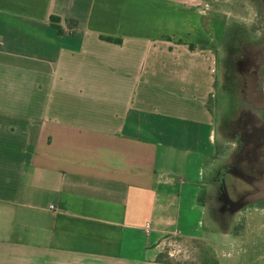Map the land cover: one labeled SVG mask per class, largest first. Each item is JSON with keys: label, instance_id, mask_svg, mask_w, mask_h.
Masks as SVG:
<instances>
[{"label": "crops", "instance_id": "crops-1", "mask_svg": "<svg viewBox=\"0 0 264 264\" xmlns=\"http://www.w3.org/2000/svg\"><path fill=\"white\" fill-rule=\"evenodd\" d=\"M205 12L0 0V264H178L165 241L193 237L182 202L215 154Z\"/></svg>", "mask_w": 264, "mask_h": 264}, {"label": "rangeland", "instance_id": "rangeland-1", "mask_svg": "<svg viewBox=\"0 0 264 264\" xmlns=\"http://www.w3.org/2000/svg\"><path fill=\"white\" fill-rule=\"evenodd\" d=\"M198 1L213 37L215 154L196 201L182 202L193 237L166 239L162 259L264 264V0Z\"/></svg>", "mask_w": 264, "mask_h": 264}, {"label": "trees", "instance_id": "trees-1", "mask_svg": "<svg viewBox=\"0 0 264 264\" xmlns=\"http://www.w3.org/2000/svg\"><path fill=\"white\" fill-rule=\"evenodd\" d=\"M107 40H110V41H115V42H120L121 40L120 39H114V38H110V37H105Z\"/></svg>", "mask_w": 264, "mask_h": 264}, {"label": "built area", "instance_id": "built-area-1", "mask_svg": "<svg viewBox=\"0 0 264 264\" xmlns=\"http://www.w3.org/2000/svg\"><path fill=\"white\" fill-rule=\"evenodd\" d=\"M54 206L53 205H51V208H53ZM153 223H147V225H146V227H145V229L146 230H148L149 228H150V226L152 225Z\"/></svg>", "mask_w": 264, "mask_h": 264}, {"label": "flooded vegetation", "instance_id": "flooded-vegetation-1", "mask_svg": "<svg viewBox=\"0 0 264 264\" xmlns=\"http://www.w3.org/2000/svg\"><path fill=\"white\" fill-rule=\"evenodd\" d=\"M262 91H263V95H264V82H263V88H262ZM217 178H218V176H217Z\"/></svg>", "mask_w": 264, "mask_h": 264}]
</instances>
